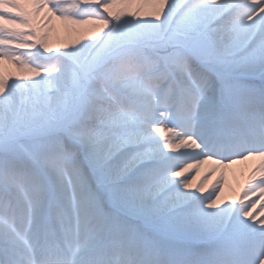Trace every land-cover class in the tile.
Listing matches in <instances>:
<instances>
[{
    "label": "snow or ice",
    "instance_id": "6c2138e0",
    "mask_svg": "<svg viewBox=\"0 0 264 264\" xmlns=\"http://www.w3.org/2000/svg\"><path fill=\"white\" fill-rule=\"evenodd\" d=\"M262 217L264 0H0V264H264Z\"/></svg>",
    "mask_w": 264,
    "mask_h": 264
},
{
    "label": "rangeland",
    "instance_id": "374dc122",
    "mask_svg": "<svg viewBox=\"0 0 264 264\" xmlns=\"http://www.w3.org/2000/svg\"><path fill=\"white\" fill-rule=\"evenodd\" d=\"M118 10H123L125 12H137L138 11L141 13V15H144L145 13L149 12L151 9L147 6H141L137 3H132V4H126L125 6L120 7ZM45 32L48 37L47 43L53 51L63 50L66 47L72 46L78 40H82L84 37L91 36V30L89 26H84V27L69 26L59 20H58V25L54 27L53 30L48 28V29H45ZM4 74L5 76L11 75L12 77H15L18 75V73L16 72V69L12 67L11 64H8L7 62H5L4 64ZM167 134L168 133H165V135ZM250 164L251 162H247V161L243 163H237L236 167H237L238 172H236V170H231L230 172H228L227 175L226 173L221 172V176H223V183H222L223 192H226V190H228L230 184L233 185L234 188H237L236 185H239L241 186L238 188L239 191L243 190L245 186V182H246V172L249 169ZM198 176H199V173L197 174L196 178ZM213 185L210 186L209 179L205 180L203 183V187H204L203 195H207L210 191H212ZM220 203L221 205H223L224 203H232V201L224 202V200L221 199ZM256 211L258 212L257 209Z\"/></svg>",
    "mask_w": 264,
    "mask_h": 264
},
{
    "label": "bare ground",
    "instance_id": "6f19581e",
    "mask_svg": "<svg viewBox=\"0 0 264 264\" xmlns=\"http://www.w3.org/2000/svg\"><path fill=\"white\" fill-rule=\"evenodd\" d=\"M125 5L126 4H118V5H116L115 10H118L120 7H123ZM57 25H58V20L53 19L52 23L49 25V28L51 30H53V28L56 27ZM6 77H9V76H6ZM250 162H252L251 163L252 166L246 172V180H247L248 175L251 172L253 166L257 165L259 163L258 161H250ZM236 165L237 164H234L230 168H219L215 164H213L211 161L205 165H202L199 169V172H198L199 176L194 181L193 188H195L202 180L205 181V179H204L205 176L209 177L208 178L209 184L211 186L221 178V172L226 173V175L231 170H236V172H238ZM213 169H216L214 173L212 171ZM236 187L237 188H234V186L230 184L228 190H226V192H223V194L221 195V199L224 200V202H226V201L238 202V200L242 196V190L239 191V189H238L241 186L236 185ZM257 210L259 211V206H258ZM262 219H264V217H262Z\"/></svg>",
    "mask_w": 264,
    "mask_h": 264
}]
</instances>
